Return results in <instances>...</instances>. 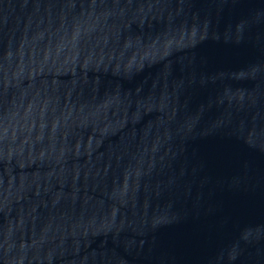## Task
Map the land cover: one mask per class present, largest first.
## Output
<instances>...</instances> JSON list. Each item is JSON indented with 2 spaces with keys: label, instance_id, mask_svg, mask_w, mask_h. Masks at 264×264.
<instances>
[{
  "label": "water",
  "instance_id": "95a60500",
  "mask_svg": "<svg viewBox=\"0 0 264 264\" xmlns=\"http://www.w3.org/2000/svg\"><path fill=\"white\" fill-rule=\"evenodd\" d=\"M0 264H264V0H0Z\"/></svg>",
  "mask_w": 264,
  "mask_h": 264
}]
</instances>
